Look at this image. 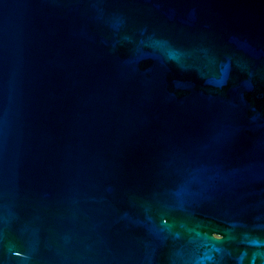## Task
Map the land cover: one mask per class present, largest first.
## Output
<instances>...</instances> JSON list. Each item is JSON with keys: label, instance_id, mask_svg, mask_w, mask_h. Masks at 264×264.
<instances>
[{"label": "water", "instance_id": "water-1", "mask_svg": "<svg viewBox=\"0 0 264 264\" xmlns=\"http://www.w3.org/2000/svg\"><path fill=\"white\" fill-rule=\"evenodd\" d=\"M0 264H264V0H0Z\"/></svg>", "mask_w": 264, "mask_h": 264}]
</instances>
